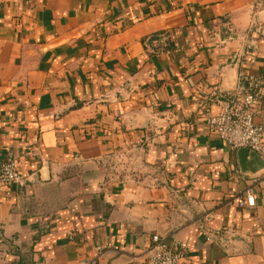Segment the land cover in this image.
Returning <instances> with one entry per match:
<instances>
[{"label":"crops","instance_id":"obj_1","mask_svg":"<svg viewBox=\"0 0 264 264\" xmlns=\"http://www.w3.org/2000/svg\"><path fill=\"white\" fill-rule=\"evenodd\" d=\"M244 70L264 79V0H0V156L26 178L0 191V264H148L155 235L264 264V158L202 116Z\"/></svg>","mask_w":264,"mask_h":264},{"label":"built area","instance_id":"obj_2","mask_svg":"<svg viewBox=\"0 0 264 264\" xmlns=\"http://www.w3.org/2000/svg\"><path fill=\"white\" fill-rule=\"evenodd\" d=\"M258 42L252 40L250 46L254 47ZM263 88L262 77L244 70L239 75V84L233 93H211L214 101L202 104V116L209 133L218 136L233 149L246 148L264 158V125L255 121ZM25 184L26 178L21 172L19 160L16 157L0 156V191L5 188L7 195H10L14 186ZM237 203L242 210L254 208L256 195L249 189L238 198ZM101 249L97 248L99 252ZM187 254L186 243L171 245L165 238L155 235L145 256L148 264H183ZM81 264L99 263L86 259Z\"/></svg>","mask_w":264,"mask_h":264},{"label":"water","instance_id":"obj_3","mask_svg":"<svg viewBox=\"0 0 264 264\" xmlns=\"http://www.w3.org/2000/svg\"><path fill=\"white\" fill-rule=\"evenodd\" d=\"M250 152L251 151L249 149H246V148L240 149L239 155H240V159L242 161V165L243 166H244V162L246 161V158L248 157V155H249ZM251 153L257 155L255 152H251Z\"/></svg>","mask_w":264,"mask_h":264},{"label":"trees","instance_id":"obj_4","mask_svg":"<svg viewBox=\"0 0 264 264\" xmlns=\"http://www.w3.org/2000/svg\"><path fill=\"white\" fill-rule=\"evenodd\" d=\"M171 47L170 44L167 45V48Z\"/></svg>","mask_w":264,"mask_h":264}]
</instances>
